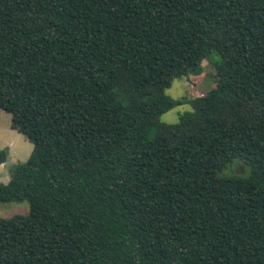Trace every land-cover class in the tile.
Masks as SVG:
<instances>
[{"label":"trees","instance_id":"1","mask_svg":"<svg viewBox=\"0 0 264 264\" xmlns=\"http://www.w3.org/2000/svg\"><path fill=\"white\" fill-rule=\"evenodd\" d=\"M0 110V264H264V0H0Z\"/></svg>","mask_w":264,"mask_h":264},{"label":"rangeland","instance_id":"2","mask_svg":"<svg viewBox=\"0 0 264 264\" xmlns=\"http://www.w3.org/2000/svg\"><path fill=\"white\" fill-rule=\"evenodd\" d=\"M219 61V56L211 54L208 60L202 62V71L190 73L191 76L175 80L165 94L174 100L183 98H194L209 91L214 86L213 73L211 66ZM191 107L183 104L164 113L160 121L166 124H176L181 115L190 112ZM11 117L8 113L0 110V149H7V161L0 165V182L3 184L9 181V168L15 164L25 162L32 152V144L28 142L22 134L10 127ZM245 168L240 164H232L226 170V175L242 174ZM28 213V203L26 200L0 202V216L8 218Z\"/></svg>","mask_w":264,"mask_h":264}]
</instances>
